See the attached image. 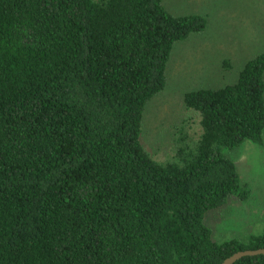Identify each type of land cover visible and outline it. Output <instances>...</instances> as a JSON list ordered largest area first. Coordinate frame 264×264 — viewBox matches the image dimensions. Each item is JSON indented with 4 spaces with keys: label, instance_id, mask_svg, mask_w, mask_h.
<instances>
[{
    "label": "trees",
    "instance_id": "obj_1",
    "mask_svg": "<svg viewBox=\"0 0 264 264\" xmlns=\"http://www.w3.org/2000/svg\"><path fill=\"white\" fill-rule=\"evenodd\" d=\"M207 27L163 0H0V264H221L264 248V225L218 242L206 222L250 196L225 149L264 144V51L235 82L185 93L202 133L177 159L142 142L174 46Z\"/></svg>",
    "mask_w": 264,
    "mask_h": 264
},
{
    "label": "rangeland",
    "instance_id": "obj_2",
    "mask_svg": "<svg viewBox=\"0 0 264 264\" xmlns=\"http://www.w3.org/2000/svg\"><path fill=\"white\" fill-rule=\"evenodd\" d=\"M166 8L181 14H201L206 31L174 46L167 64V87L145 108L142 142L157 161L177 159L181 140L194 144L202 127L199 114L184 102L186 92L233 83L245 63L264 51V0H163ZM229 61V64H225ZM251 189L247 199L230 198L207 215L213 238L246 241L264 225V144L244 141L225 149Z\"/></svg>",
    "mask_w": 264,
    "mask_h": 264
},
{
    "label": "water",
    "instance_id": "obj_3",
    "mask_svg": "<svg viewBox=\"0 0 264 264\" xmlns=\"http://www.w3.org/2000/svg\"><path fill=\"white\" fill-rule=\"evenodd\" d=\"M260 254H264V248L238 251L230 257L226 258L221 264H234L237 260H240L245 256H255Z\"/></svg>",
    "mask_w": 264,
    "mask_h": 264
},
{
    "label": "crops",
    "instance_id": "obj_4",
    "mask_svg": "<svg viewBox=\"0 0 264 264\" xmlns=\"http://www.w3.org/2000/svg\"><path fill=\"white\" fill-rule=\"evenodd\" d=\"M168 9V8H167ZM172 12V11H171ZM174 14H176L175 12H173ZM188 14V13H187ZM178 15V14H177ZM181 15H184V14H181Z\"/></svg>",
    "mask_w": 264,
    "mask_h": 264
}]
</instances>
